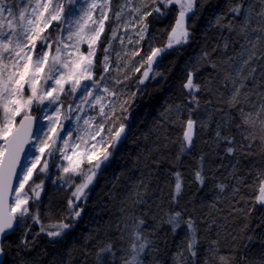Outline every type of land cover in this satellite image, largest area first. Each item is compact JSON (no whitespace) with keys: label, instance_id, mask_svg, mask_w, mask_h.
<instances>
[{"label":"snow or ice","instance_id":"6c2138e0","mask_svg":"<svg viewBox=\"0 0 264 264\" xmlns=\"http://www.w3.org/2000/svg\"><path fill=\"white\" fill-rule=\"evenodd\" d=\"M20 2L21 0H0V110L3 113L2 121H0V139L5 141L4 145L0 146V237H6L10 231L14 232L17 228H23L27 232L30 227L27 225L29 218L34 223H41L40 216L30 211L29 202L33 196L39 200L43 181L34 187L29 185V181L37 171L46 173L50 167L49 159L55 160L56 154L61 153L62 158L69 161V166L58 165L62 168L64 175L53 180V184L59 180L62 186H68L71 189L74 184L73 176H81L83 179L80 184L75 185L72 198L68 201V215L57 225L46 228L41 224L40 232H46L51 241L57 242L75 226L76 220L80 218L81 202H86L90 186L93 185L102 165L112 155L110 149H115L117 142L126 137V127L123 124L114 132L111 128L108 129V132H112V136L107 144L106 136L102 135L105 124L111 119L109 108H112V115H115L111 102L106 105L105 95H101V93L107 96L116 95L106 85L101 87L113 69L109 56L111 41L108 47L103 49L104 57L101 62L103 71L99 79L96 78L98 60L96 52L103 45L101 37L105 32V21L110 19L108 12L111 11V0H67V4L63 0H35L34 6L29 0L28 6L23 9L19 8ZM197 2L198 0H160L164 8L173 3L178 4L179 14L175 26L169 33L167 45L163 48H152L151 54L148 55L147 69L143 73L144 79L149 78L153 65L158 63V59L167 50L183 46L192 39V32L187 21L196 14ZM257 4H259V9L256 7ZM131 5L132 0H125L120 11L115 12L116 19L121 18L125 8L133 13H140L139 8H133ZM29 8L31 12L28 11ZM97 11L99 15L94 16ZM155 11L160 15L164 14L161 7H156ZM228 12L232 19L227 24L223 23V16H217L215 24L218 27L227 28L229 33H234L236 39L230 42L228 38H225L222 48L217 46L211 52L204 51L198 57V61L213 69V73L205 78L203 84L194 81V71H188L187 80L182 85L189 98L187 105L189 118L183 131L177 161L194 145L196 126L207 127L205 122L193 119L191 115L194 110L192 105H195L196 109L200 107L198 93L204 91L210 96L219 94L221 97L227 94L225 104L230 109L241 104L242 101L250 103V95L257 93L260 87V84L256 83L258 69L253 62L264 61V51L260 55H257L255 51L257 45L264 44V0H250L247 4L245 0H237L234 5L229 6ZM147 15L151 13L140 16L142 26L137 32L139 39L134 42L136 44L145 39L147 25L143 24V20ZM53 21L58 22V25H53ZM50 26L60 27V33L53 37L51 33L45 31ZM125 27L127 28V24ZM112 35L115 39V29ZM84 43L87 44V54L80 52V45ZM129 43L133 41L129 39ZM230 43L239 45V50L232 56L228 55ZM70 49L78 53L75 58ZM218 49L223 57L219 59V62L213 59V53ZM137 55H139L138 50L131 52L132 57ZM117 56L119 57L120 53H117ZM118 66L117 64L116 67ZM139 70V68L136 69V71ZM259 75L264 77V71H260ZM144 79H141L140 83H143ZM249 82H251V88L242 93L243 89L248 88ZM26 87L32 93L30 96H25ZM62 97H71L67 103V113L62 111L65 107V100ZM34 103L42 105L39 110L45 113L53 109L52 115L44 117L49 121L48 131L45 132L43 128L38 130L44 134L43 138L33 132L32 117L27 114ZM211 103V99L205 102L208 108L211 107ZM97 105L99 106L98 115L103 118V122L97 124L96 116L80 115L86 112V106L95 110ZM173 107L177 112V119H180L182 105L177 104L170 106L166 113L162 114L166 120L168 114L173 111ZM217 111L223 113L224 119L217 123L215 138L217 141L224 140L229 145L227 152L234 154L236 151L233 147L234 137L225 136L220 130L229 123L228 113L223 111V107L217 108ZM239 111L242 121L235 127L243 139H247L243 129L250 126L252 113H245L243 107H240ZM260 111H264V104H261L257 111V117ZM22 113L25 114L24 119L21 120L20 127L14 129L15 117ZM73 115L78 125L76 131L86 133L88 139L84 140L85 147L82 152L77 151L80 145L76 144L71 148L72 155H68L65 149L70 144L69 140L65 139V134L71 138L73 129L66 127L63 120L71 121ZM80 121H83L84 127L82 128L79 127ZM97 137L100 139L97 140ZM31 138L38 141L34 147L40 155L26 152L24 145L28 144ZM77 139L83 138L78 136ZM58 141H63L65 147H60ZM89 141L94 142L89 143ZM21 153L25 154L24 160L21 159ZM45 156L48 158L42 159ZM29 158H31L30 164L27 162ZM85 163L91 165L87 171L83 169ZM203 163L204 157L201 156L200 167L194 173L195 180L200 184L204 183ZM38 165L42 166L38 168ZM174 175L175 184L170 203L177 204L183 194V177L179 172ZM13 181H16L18 186H15ZM26 185L31 188L32 195H29ZM147 187L144 181L135 185L132 193L135 205L146 202ZM219 188L223 192L225 186L219 185ZM10 197L13 202L9 205ZM257 199L264 201V186L261 187L260 196ZM121 212L123 213L124 210L121 209ZM160 223L168 225L173 234L182 226L186 228L184 240L174 254V260L177 264H197L200 238L196 220L192 216L185 217L182 211L175 210L164 213L161 221L151 230L147 229V221L143 216L125 215L119 239L121 241L127 239L128 247L120 249L123 253L122 264H144V257L147 254L159 251L161 238L158 235V228ZM119 227L118 224L117 228ZM99 230L98 227L97 233ZM91 239H93L91 234L86 236L85 244ZM253 239L251 236L248 237L249 242ZM164 242L166 243V240ZM3 243L0 239V257L5 254ZM21 244L24 248H29L26 239L22 240ZM207 251L213 256H218V264H226L228 258L219 255L217 240L213 239L209 242ZM115 255V245L109 240L103 246L96 247L95 264H109V257L114 259ZM241 259L246 258L241 257ZM21 264H28V262L22 261ZM205 264H208L207 260Z\"/></svg>","mask_w":264,"mask_h":264},{"label":"trees","instance_id":"16d2710c","mask_svg":"<svg viewBox=\"0 0 264 264\" xmlns=\"http://www.w3.org/2000/svg\"><path fill=\"white\" fill-rule=\"evenodd\" d=\"M236 2L198 0L196 14L187 21L192 39L183 46L167 50L158 59V63L154 64L155 77L150 76L140 83V71L129 72L126 83L134 102L125 121L126 137L117 144L90 186L86 202H81L82 214L75 226L57 242L51 241L46 232H40L41 224L46 228L57 225L68 215L70 191L49 190L47 187L40 200L30 203V211L40 216L41 223H34L29 218L27 232L17 228L3 240V264H21L22 261L28 264H95L96 247L109 240L116 250L115 258L109 257V264H122L120 249L128 247L127 239H119L125 215L143 216L147 229L151 230L161 221L164 213L172 210L182 211L185 217L192 216L196 220L200 238L197 264H205V260L208 264H218V256L207 251L213 239L218 241L219 255L228 258L226 264H264V204L257 199L264 185V129L256 126L255 118L251 117L250 126L243 129L247 139H243L235 127L242 121L240 107L245 109V113L254 112L252 108L264 94V77L259 75L260 71H264V61L253 62L258 69L256 83L260 87L257 90L259 94L250 95V103L242 101L229 109L225 104L227 94L221 97L219 94L210 96L204 91L198 93L200 107L196 109L192 105L194 110L191 115L193 119L205 122L207 127L196 126L194 145L177 161L189 118V98L182 85L187 80L188 71H194V81L203 84L213 69L198 61V57L217 46L222 48L225 38L230 42L236 39L227 28L215 24L217 16L224 17V24L232 19L228 9ZM248 2L250 0H245L246 4ZM124 3L125 0H111L110 19L106 20L101 37L103 45L96 54L97 76L101 73L103 49L110 41L113 42L111 32L115 28V12L120 11ZM159 7L163 15L154 11L144 20L147 34L142 44L148 50L167 45L169 33L178 17L174 5ZM256 7L259 9V4ZM238 50V44L230 43L228 55L232 56ZM255 51L260 55L264 44L257 45ZM220 58L223 57L218 49L213 53V59L219 62ZM249 88L251 82L242 93ZM209 99L212 102L210 108L205 104ZM177 104L182 105L180 119H177L173 107L166 120L162 114ZM220 107L228 113L229 120L227 126L220 130L223 135L234 137V154L227 152L229 145L224 140L217 141L215 138L217 123L224 119L223 113L217 111ZM201 156L204 157L203 184L197 182L194 176L200 167ZM176 172L183 177V194L177 204H172ZM140 181L148 185L146 202L135 205L132 193ZM219 185L225 186L223 192ZM98 227L100 230L97 233ZM185 232L186 228L182 226L173 234L168 225L160 223L159 251L147 254L144 264H177L174 254L184 240ZM89 234L93 239L85 244V237ZM249 236L254 238L251 242L248 241ZM24 239L29 244L27 249L21 244Z\"/></svg>","mask_w":264,"mask_h":264},{"label":"rangeland","instance_id":"374dc122","mask_svg":"<svg viewBox=\"0 0 264 264\" xmlns=\"http://www.w3.org/2000/svg\"><path fill=\"white\" fill-rule=\"evenodd\" d=\"M31 2L34 6L35 0H31ZM63 2L65 4H67V0H63ZM28 3H29V0H21V2L19 3V8L20 9L26 8L28 6ZM160 5H163L160 3V0H132L131 6L133 8H139L140 13L136 14V13L131 12L128 8H125L124 14L121 16V18L119 20H117L115 18V21H114L115 28L114 29L116 31V38L113 39V35H112L111 39L113 40V42L111 41L112 46L109 50L110 61L113 65V69L108 74V79L104 82V84L101 85V87H104L106 85L110 89V91H113L116 93L115 96H107V94L101 93V95H105L104 103L106 105H108L109 102H111L112 107L115 109V115H112V108H109V115L111 116V119H109L107 121V123L105 124L104 131L102 132V135L106 136V144L111 141L112 132H114L115 129L119 128L121 124L125 125V121H126L128 114H129V108L131 107V105L134 102V98L131 97V93L129 91L128 83H126L127 81H129L128 74L131 70H134L135 72H137L136 69L139 68L140 69L139 70L140 71V77H141V79H144L143 73L147 69V57H148V55L151 54V50H148L147 48L145 49V47L143 46V44H142L143 40L140 41L139 44L134 43L137 39H139L137 32L139 31L140 27L142 26L141 22H140V16L145 14V13L154 12L155 8L159 7ZM171 5H174L176 7L177 14H179V5L176 3H173ZM171 5H169V6H171ZM28 11L31 12V9L29 8ZM108 14H109V12H108ZM97 15H99L98 11L96 13H94V16H97ZM144 20H145V18H144ZM144 20H143V24H145ZM105 23H106V21H105ZM125 24H127V28L125 27ZM53 25H58V22L53 21ZM45 31L48 33H51L53 35V37H55L60 33L61 29L58 26L57 27L50 26ZM111 34H113V32H111ZM146 34H147V31L145 32V38H146ZM65 35H66V33H65ZM129 39H131L133 41V43H129ZM45 50H47V49H45ZM133 50H138L139 55L132 57L131 52ZM70 51L73 53V58H75V55H78V53H75L74 49H70ZM97 51H98V49H97ZM80 52L87 54V44L86 43L80 45ZM117 53H120L119 57L117 56ZM125 53H127V54H125ZM96 54H97V52H96ZM145 55H146V59H145ZM117 64L119 65L118 67H116ZM102 71H103V65L101 63L100 75L102 74ZM246 71H247V69H246ZM100 75L99 76L96 75V78L99 79ZM150 76L155 77L154 65H153L152 71L149 73V77ZM117 81H119V83H117ZM88 83H90V82H88ZM31 94L32 93H31L30 89H28L26 87L25 96H30ZM262 96H264V94L261 95V98H260V100L257 101L256 106L254 108H252V110L254 109V112H251L252 113L251 117L255 118V125L256 126H259V127H261V129H264V111H260L259 116L257 117V111L260 109L261 104H264V98H262ZM62 99L65 100V107L62 109V111L67 113V103L70 101L71 97H69V98H63L62 97ZM45 103H47V101H45ZM41 107H42V105L34 103L32 105V108L28 111L27 114L31 115L35 118L34 133H38L41 136V138H43L44 134L42 132H38V130L40 128H43L45 132L48 131L49 121L47 119H45L44 117H45V115H52L53 109H49L48 112L45 113V112H42L39 110ZM86 109H87L86 112L80 113V115H82V116L83 115L96 116L97 117V121H96L97 124L103 122V118L98 115L99 114V106L98 105L96 106L95 110H93L91 108H87V106H86ZM2 115H3L2 110H0V121H2ZM24 115L25 114L22 113L21 115L15 117L14 127L18 123L19 119L21 117H23ZM63 123L66 127L73 129V136L71 138H69L65 134V139H68L69 144H70V146L65 149L66 153L68 155H72L71 148L73 146H75L76 144L80 145V147L77 149V151L82 152L84 150V147H85L84 140L88 139L87 134L86 133H80V132L76 131L78 125H77V121L75 120L74 115L72 116L71 121L63 120ZM79 127H81V128L84 127L83 121L79 122ZM109 128L112 129V132H108ZM97 130H99V129H97ZM78 136L82 137L83 139H77ZM96 139L99 140L100 138L97 137ZM4 142L5 141L3 139H0V146H3ZM93 142L94 141H89V143H93ZM119 142H117V144ZM37 143H38V141L35 138H31L28 153H30L32 155H40V153L34 147ZM58 143H59L60 147H65L63 141H58ZM113 150L114 149H110L111 152ZM47 158H48L47 156L42 157V159H47ZM74 159H75V157H74ZM27 162L30 164L31 158H29L27 160ZM94 162L95 161H93V163ZM49 164H50V167L47 170V172L41 173V172L37 171L33 175L32 180L29 181V185L34 187L36 184H40L41 181H43V187H42L44 189L43 194L45 193V191L48 187L49 190L61 189L63 191H70V194H71L70 198H72V192L75 191V185L80 184L82 182L83 178L81 176H73L74 184L71 187V189H69L68 186H62V182L59 180L57 181L56 184H53V182H52L53 180H57V177L64 175V173L62 172V168L58 167V165L59 166H69V161L66 159H63L61 153H57L55 160L49 159ZM104 165H102V167ZM41 166L42 165H38V168ZM90 167H91V165H89L88 163H85L83 165V169L85 171H87L88 168H90ZM29 185H26V190L29 192V195H32L31 188L29 187ZM15 186H18V185L15 184ZM14 195L15 194L13 193L12 196L14 197ZM35 200L36 199L33 196V199L29 203H31L32 201H35ZM12 202H13V199L11 198V203ZM261 203L264 204V201H261ZM19 229H22V228H19Z\"/></svg>","mask_w":264,"mask_h":264},{"label":"water","instance_id":"95a60500","mask_svg":"<svg viewBox=\"0 0 264 264\" xmlns=\"http://www.w3.org/2000/svg\"><path fill=\"white\" fill-rule=\"evenodd\" d=\"M30 116H31V115H30ZM31 117H32V130H33V132H34V128H35V118H34L33 116H31ZM23 119H24V116L21 117V118L19 119V121H18V123L16 124V126L14 127V129L20 127V122H21V120H23ZM30 140H31V139H30ZM30 140H29V143H28V144H25V145H24V148H25L26 152L29 151ZM4 143H5V142H4ZM21 159H22V160L25 159V154H24V153H21ZM13 183H14V185H15V184H16V181H13ZM43 192H44V189L42 188V189H41V196H40V198L42 197ZM11 198H12V197H10V199H9V205L11 204ZM40 198H39V200H40ZM12 233H13V232L10 231V232L7 234L6 237L10 236ZM6 237H0V239L4 240ZM4 258H5V255L2 256V257H0V264H3V262H4Z\"/></svg>","mask_w":264,"mask_h":264}]
</instances>
